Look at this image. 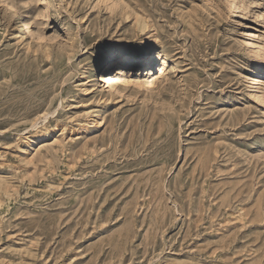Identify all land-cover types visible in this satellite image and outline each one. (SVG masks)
<instances>
[{
	"label": "rangeland",
	"instance_id": "obj_1",
	"mask_svg": "<svg viewBox=\"0 0 264 264\" xmlns=\"http://www.w3.org/2000/svg\"><path fill=\"white\" fill-rule=\"evenodd\" d=\"M237 1L0 0V264H264V0Z\"/></svg>",
	"mask_w": 264,
	"mask_h": 264
},
{
	"label": "bare ground",
	"instance_id": "obj_2",
	"mask_svg": "<svg viewBox=\"0 0 264 264\" xmlns=\"http://www.w3.org/2000/svg\"><path fill=\"white\" fill-rule=\"evenodd\" d=\"M231 2H233L234 5L235 4L237 5L236 8H240L241 7V5H239V2L237 0H231ZM233 10H234V8H233ZM11 13L15 17V19L19 20L17 13H15L13 11H11ZM17 23H18V21H17ZM19 25H20L19 26L20 29L29 30L32 33V35L36 38V40H40L41 39L40 35L37 32H35V31H33L31 29V25L26 19H21V21H19ZM254 31H257L256 30V26L252 25L251 30H245L243 32L244 33L243 36L244 37H249L248 44L250 46H252L253 48H255L257 52L260 53L259 47H263L264 48V45L263 46H258V44L256 42V39H255L256 33ZM128 63H130V62H125V63H122V64L127 65ZM124 73H125L124 69L123 68H119V70L115 74L103 75V80L105 81V84H107V86L110 87V88H114V86L118 85V83L121 82V81H123L126 84L127 83L131 84L132 81L127 79L126 75ZM116 87H118V86H116ZM37 128L35 129L36 131H34L32 134H30L28 136H22V137L20 136V139L23 140V142L27 145V147L24 149V153L27 154L28 157H29V155L33 154V152H36L37 150L41 149V147L43 146V144L46 141V139L49 136H51L52 133L54 132L48 127H45L43 129H40V130L37 129ZM55 135L56 136L61 135V131L55 132Z\"/></svg>",
	"mask_w": 264,
	"mask_h": 264
}]
</instances>
